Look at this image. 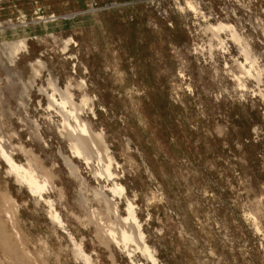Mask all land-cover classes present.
Here are the masks:
<instances>
[{
    "label": "rangeland",
    "instance_id": "obj_1",
    "mask_svg": "<svg viewBox=\"0 0 264 264\" xmlns=\"http://www.w3.org/2000/svg\"><path fill=\"white\" fill-rule=\"evenodd\" d=\"M189 1L195 10L187 0H0V145L49 188L45 200L31 195L0 155V264H84L74 243L95 264H152L108 235L127 216L114 182L157 264H264V0ZM219 22L249 45L252 75L229 33L221 44L207 28ZM21 39L27 51L10 64ZM49 74L61 88L70 79L76 103L93 98L95 116L84 108L82 118L103 131L115 176L70 149Z\"/></svg>",
    "mask_w": 264,
    "mask_h": 264
},
{
    "label": "bare ground",
    "instance_id": "obj_2",
    "mask_svg": "<svg viewBox=\"0 0 264 264\" xmlns=\"http://www.w3.org/2000/svg\"><path fill=\"white\" fill-rule=\"evenodd\" d=\"M186 4L188 5L189 9H196L190 1L188 2L187 0ZM207 28L213 33L214 37L217 38L221 44H223V40L220 39V32L227 31L229 33V37H231L234 43H237L240 48V51L244 54L246 63H248L249 66L247 68L245 64L239 63L241 72L243 74L252 75L251 72L255 65L256 58L252 55L249 45L239 35L235 27L230 24L219 22L216 25L207 26ZM69 42L70 41L68 40L65 46H67ZM12 47V53L10 55L11 58L9 60L10 64H13L19 53L27 51L26 40L21 39L18 44H14ZM36 62L43 67L45 66V64L39 61L38 59L36 60ZM35 72L37 73L38 71L35 69ZM49 76L50 77L48 78V87H50L52 91L51 94H48L49 106L52 105L54 107H57L58 112L63 117L62 129L64 128L63 130H65L63 136H65V139H67V141L69 142L70 149L72 150L75 156H80L88 165L95 158L102 160L104 159L103 164L101 163L103 165V169L101 168L102 170L97 172V175L103 173L108 177H112L114 173L111 171V166L116 162L113 156L110 154L108 145H106L103 131L93 130L90 126L87 125V123L82 118L84 108H88L89 112L95 116V111L93 108V98L90 97L84 91L80 102L76 103L73 98V93L71 92L72 85L70 79L67 81L65 88H61L58 85V80L53 79L50 74ZM184 76L185 74L182 70H180L178 72V77L184 79ZM242 77L243 76H235V79L237 80V84L240 87L245 88V80H243ZM254 78L259 82L261 79V73L257 71V73L254 74ZM85 87L86 85L84 81H81L80 88L82 90H85ZM11 154V152L6 151L4 147L0 145V155L2 156L1 158L4 159V162H6L5 164H7L8 166V174L10 173L11 175H14L16 178L15 180L17 182L25 185L31 195L37 196L39 199L45 200L43 194L45 191L49 190L46 180L44 178L42 180L40 179L41 176H39L35 168H33V165H31L32 163L30 162V160H28L24 164L17 163ZM65 161V164L68 165V168H71L70 170H75L76 167L72 164L69 157H65ZM76 170L72 171L73 174L77 173ZM111 191L113 192L114 196H121V198L122 196H124V198H126L125 211L127 213V216L125 217H118L117 206H112L111 210L108 209L110 210V212H113L114 215H117H115L117 217L115 219H118L117 221L120 225L118 231L119 235L113 230L114 228L108 230V235L111 241L117 244L122 243L124 247L127 248L126 250L129 252V254L131 253L130 248H128V244L135 243L136 248L142 251L143 255H146L148 260L151 261L152 264H157V258L155 257L152 252V249L145 240V234L143 233V230L141 229V224L138 221L134 204L126 196L125 187L120 183L114 182L113 186H111ZM96 195L100 196L105 201V203L108 202V198L106 197V194L104 192L98 191ZM46 202L48 203L50 208V218L53 220V222H56L60 227L64 229V223L60 218L59 213L54 208L53 202L50 199L46 200ZM108 204L109 202L106 204V206ZM69 237H71V239L73 240V237L71 235H69ZM74 246H76V248L78 249L77 253L79 254L84 264H95L93 263L90 255L82 249L81 243H74Z\"/></svg>",
    "mask_w": 264,
    "mask_h": 264
}]
</instances>
